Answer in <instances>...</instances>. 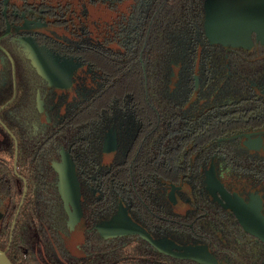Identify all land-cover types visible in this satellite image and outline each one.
<instances>
[{
    "label": "flooded vegetation",
    "instance_id": "obj_1",
    "mask_svg": "<svg viewBox=\"0 0 264 264\" xmlns=\"http://www.w3.org/2000/svg\"><path fill=\"white\" fill-rule=\"evenodd\" d=\"M70 4L0 0V80L12 90L11 97L0 110L15 95H22H18L16 89L18 84L11 56L14 55L18 62L23 61L30 67L35 87L32 118L42 125L54 127L82 122L78 140L73 138L64 144L57 156L59 164L63 157L68 159L79 186L75 214L72 203L65 202L58 192L66 215V246L75 255L82 251L80 256H83V246L90 238L116 239L137 242L159 254L205 264L160 251L141 235L140 230H144L176 252H181L183 246H205L221 264H264V242L243 228L218 192H208L205 171L202 179L190 171L207 167L212 158L223 186L245 202L251 196H259L264 214V190L244 172L235 169L241 166L240 162L245 163V151L262 155L256 137L264 134V128L228 134L219 132L218 135L212 130H204L205 134L215 135L217 141L206 164H199L206 155L197 153L200 149L197 145L184 143L176 137L175 141L181 143L168 146L170 130L166 129V118L159 123L162 129H150L151 115L145 112L147 99L136 101L131 88L120 87L121 84L113 80L116 69L121 66L115 58L110 59L106 51L124 52L135 46L131 40V46L120 43L125 40L122 27H119L122 20L117 16L111 18V32L102 33L96 28L93 40L98 48L87 50V35L91 34L87 33L89 29L85 22L86 3ZM251 40L252 47L243 52H253L260 57L264 44L256 40L254 32H251ZM27 43L35 48L36 64L29 57ZM194 79L196 83V74ZM259 80L254 89L260 96L259 101L264 102V76ZM126 85L129 87L127 81ZM89 88H93L96 95L94 103L89 101ZM19 116L28 119L27 113ZM0 125L12 137L13 144H6V148L13 151L15 169L18 153L28 144L22 136L17 138L1 120ZM244 132H250L249 136H244ZM231 138H239L237 143L240 144L230 147L234 149L232 153L228 147L224 148L222 158H226L225 163L217 156L221 149L219 142ZM3 151H6L5 147L1 146L0 152L5 153ZM145 166L151 170L147 169V177L144 176L142 181L140 168ZM89 167L110 170L111 178L101 180L92 176ZM232 169L235 171H229ZM257 176V181L261 182V173L257 172ZM19 177L23 181L19 202L21 199L23 202L27 182L22 175ZM108 183L112 185L111 199L108 196L100 199L104 196L102 184ZM104 200L111 206L109 211L102 209L106 204Z\"/></svg>",
    "mask_w": 264,
    "mask_h": 264
},
{
    "label": "trees",
    "instance_id": "obj_2",
    "mask_svg": "<svg viewBox=\"0 0 264 264\" xmlns=\"http://www.w3.org/2000/svg\"><path fill=\"white\" fill-rule=\"evenodd\" d=\"M39 1L86 3L85 22L89 29L87 33L91 34L87 35V50L98 48L93 40L96 28L102 33L111 32V18L117 16L122 20L119 27H122L125 40L120 43L131 46V40L135 46L124 52L106 51L107 56L115 58L121 66L116 69L113 80L119 82L120 87L131 88L136 101L147 99L145 112L150 113L154 124L150 129H162L159 123L166 118V129L170 130L167 133L168 146L181 143L175 141L176 137L184 143L199 146L197 153L206 155L199 164H206L210 150L217 147L215 135L219 132L228 134L264 128V102L259 101L260 96L254 89L259 85V77L264 76V51L257 57L253 52H243L252 44L232 46L211 41L205 28L206 0ZM11 56L18 84L16 89L18 95H22H15L0 110V120L17 138L22 136L28 147L18 153L14 169L13 151L6 148V144H13V140L0 125V147L6 150L3 151L5 153L0 152L1 249L8 245L11 222L19 205L23 185L19 176L22 175L27 182L26 196L15 218L6 250L10 261L13 264H198L159 254L137 242L116 239L90 238L83 246V256H80L82 251L78 255L71 252L65 243L67 225L59 197V175L54 171L55 165L59 164L60 148L73 138L78 140L82 122L54 127L42 125L32 118L35 87L30 67ZM7 86L0 80V106L11 97L12 90ZM88 91L89 101L94 103L96 95L93 88ZM21 113H27L28 119L21 118ZM91 113H94L93 109ZM204 130H212L215 135L205 134ZM256 138L262 147V155L245 151V163L240 162L241 166L235 169L244 172L264 190V134ZM238 140L231 138L219 142L221 149L217 156L221 161L226 163V158H222L224 148L228 147L232 153L234 149L230 147L239 145ZM77 143L80 145L79 141ZM206 168L196 167L190 171L202 179ZM140 169V180L143 181V177H147V169L150 171L151 168L145 166ZM88 170L101 180L111 178L110 170L105 171L101 167H89ZM257 172L261 173V182L257 181ZM102 185L104 196L100 199L108 196L110 200L111 183ZM110 208L108 203L102 207L108 211Z\"/></svg>",
    "mask_w": 264,
    "mask_h": 264
},
{
    "label": "water",
    "instance_id": "obj_3",
    "mask_svg": "<svg viewBox=\"0 0 264 264\" xmlns=\"http://www.w3.org/2000/svg\"><path fill=\"white\" fill-rule=\"evenodd\" d=\"M205 8L206 34L211 41L232 46H249L252 43L251 32H254L256 40L264 43V0H206ZM26 49L29 52V57L36 64L33 44L27 43ZM249 134L250 132L243 133L244 136H249ZM55 168L59 174L60 193L65 202L70 201L72 203L73 213L75 214L78 187L73 166L69 165L68 159L63 158L62 164H56ZM205 182L208 192L211 194L218 192L221 195L225 206L234 212L243 228L264 242V214L261 211L259 196H251L250 200L245 202L237 193H230L217 177L212 158L205 170ZM21 203L22 199L11 222L8 245ZM69 215L73 218L71 214ZM140 233L152 245L169 255L191 258L205 264H221L205 246H183L181 252H176L170 246L154 240L146 231L140 230ZM8 245L5 249L0 248V264H13L6 255Z\"/></svg>",
    "mask_w": 264,
    "mask_h": 264
}]
</instances>
